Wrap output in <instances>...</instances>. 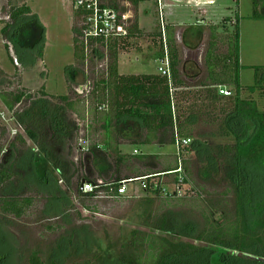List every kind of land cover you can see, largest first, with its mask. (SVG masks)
Here are the masks:
<instances>
[{"label":"trees","instance_id":"1","mask_svg":"<svg viewBox=\"0 0 264 264\" xmlns=\"http://www.w3.org/2000/svg\"><path fill=\"white\" fill-rule=\"evenodd\" d=\"M12 1L8 0V21L1 30L6 47L13 44L23 66L34 65L44 56V26L28 4H12ZM145 1L148 0H126L125 4H120V0L110 1V5L121 12L128 11L127 5H132L135 16L134 21L127 25L126 35L109 41H86L82 18L73 7L80 19L79 24L71 26L76 62L84 67L89 56L93 61L107 60L105 75L98 81L87 83L90 88L86 96L93 102L89 111H103L106 140L110 139L111 129H114L117 137L128 139L134 148L151 144L175 146L177 139H191V143L174 154V164H167L164 168L160 165L159 154L139 151L132 155L124 154L121 143L114 147L111 140L102 145L94 144L85 150V155L90 153L93 160L101 165L100 178L84 176L80 180L77 162L73 158V142L80 129L79 121L74 117L75 100L69 94L50 95L44 88L39 95L25 88L0 90L1 101L24 129V134L17 133L10 143V159L0 163V264H10L18 254L5 230L10 217L21 218L26 213L33 202V193L47 198L45 214L63 215L64 219H69L66 203H70V198L50 169H46L44 174L39 173L42 157L69 189L75 179L80 180L73 187L74 193L85 198H98L99 192L113 199L125 197L118 193L119 184L132 179L131 182L145 181L146 188L160 194L167 202L197 201L210 206L206 207L208 212L198 218L182 209L168 208L156 216L152 232L135 235L116 253L107 251L99 254L98 241L92 242L85 230H73L68 238L61 240L64 242L51 249L47 261L37 250H32L25 264H264V110L259 108L256 99L243 98L246 91L252 94L259 91L264 95V66L253 67L252 85H242L240 18L237 14L235 31L231 30L233 32L228 36V52L225 54L218 51L220 27L217 24L211 26L205 53L207 79L196 86L197 91L186 92L189 87L183 76L178 41L174 29L169 26L166 29L171 76L161 72L120 74L119 52L136 46L139 42L136 39L145 34L139 28L137 17L138 8ZM253 17L264 18L262 0H254ZM224 20L230 21L232 16ZM31 21L41 27L40 38L32 47L22 46L17 33L23 24ZM152 35L158 37L162 34L155 32ZM34 50L35 55L32 54ZM158 55L163 58L160 50ZM76 69L75 64L67 67V71ZM2 74H5L3 70ZM221 89L231 90V95L221 94ZM191 96L195 100L189 104L187 100ZM222 101L225 103L221 104ZM204 118L209 120L207 123L220 124L219 132L211 134V137L222 136L230 138L229 141L212 143L207 134L194 135L196 126ZM4 137L3 128L0 131V155ZM28 139L37 147H31ZM189 159H196L200 164L199 173L204 180H212L214 173L211 170L216 169L219 161L223 163L221 179L234 200L233 215L222 212L217 216L211 207L217 200L208 198L204 183L196 185L191 179L187 165ZM131 160H136L146 170L138 171L135 176H123V165L129 170L134 169L129 164ZM180 162L182 173L175 172ZM201 164H207V167ZM168 174L177 176L175 182L179 186L188 184L191 189L184 195H179L176 190L164 193L161 182L154 183L152 178ZM86 183L99 188L86 193L82 189ZM167 234L184 240L173 241ZM7 241L13 246L7 247Z\"/></svg>","mask_w":264,"mask_h":264},{"label":"rangeland","instance_id":"2","mask_svg":"<svg viewBox=\"0 0 264 264\" xmlns=\"http://www.w3.org/2000/svg\"><path fill=\"white\" fill-rule=\"evenodd\" d=\"M125 1L120 0V4H125ZM23 3L31 7L33 12L39 16L44 26V56L37 59L34 65L23 66L15 53L13 44L9 43V48L6 47V41L1 30L8 21L7 14L10 4L8 0H0V90L25 88L39 95L40 90L44 88L50 95L69 94L75 100L76 113L74 117L78 119L80 129L73 142V158L77 162V168L81 176L80 180L84 176L100 178L101 165L93 160L90 153L85 155V150L94 144L102 145L109 140H111L114 147H117L121 143V150L124 154L132 155L138 153V151L140 153L159 154L161 156L159 162L162 168L167 164H174V154L177 152L174 145L159 146L151 144L134 148V146L128 143V139L121 140L117 137L114 134V129H111L110 139L106 140V131L103 127L104 120L102 119L104 116L103 111L90 112L89 109L92 110L93 102L86 95L90 88V84L87 85V83L98 81L105 75L107 60L105 58L93 61L91 56H89L84 67L76 62L71 26L79 24L80 19L73 9V0L12 1V4L22 5ZM163 4L165 21L169 19L181 28L186 27L181 30L183 35V38H180L181 42L177 43L184 69V80L186 86L188 85L189 87L186 92L197 91L198 87L196 86L207 79L205 53L210 41V30L213 24L209 23L205 27V31H196L190 28V24H197L203 19L202 17H206L214 21V23L221 22L218 24L220 27L218 51L220 54H225L228 52V36L231 34L230 32L235 31V16L239 14L240 49L243 51L241 59L242 83L244 86L254 83L255 71L253 67L264 65V23L256 21L253 17L254 0H213L212 3L203 5H197V0H163ZM263 5L264 0H262ZM127 9L131 15L129 25L134 21L135 12L132 5H127ZM146 10L149 11L151 29H158L161 32L162 27L156 0L142 2L139 11L144 15ZM227 16H232V20H224ZM40 35L41 27L31 21L21 26L17 33V39L22 46L32 47L39 40ZM155 41L158 42V39H155ZM160 41V52L163 54V58H166L168 47H165L163 38ZM149 43H151V40L144 38L141 42V50H139L141 53L137 51L132 52L131 57L128 56L131 59L130 61H126L125 57L121 56L120 72L131 74L156 71L160 63L148 62V58L153 57L151 50L154 49ZM136 45H140V43L137 42ZM149 46L150 49H148ZM35 53L36 50L32 51L33 55ZM137 56L140 58V61L135 60ZM15 58L18 60V63H16ZM73 64H75L77 69L75 71H67V67ZM2 70L5 74H2ZM230 87L232 88V86ZM75 90L83 97L78 95ZM260 93L257 91L252 94L246 91L243 93V98L256 99L259 108L264 110V95L262 96ZM194 100L195 98L191 96L187 102L192 103ZM187 102L182 103L187 105ZM222 102L221 104L225 103ZM207 121L209 120L204 118L196 126L194 135L202 136L207 134V136H210L215 132H219V123L210 124ZM3 128L5 129V137L3 140V151L0 155V163L7 162L10 159V143L14 136L17 133L24 134V129L19 124L14 113L7 110L0 99V131ZM229 139L222 136H210L209 141L212 143L228 142ZM28 143L31 147H37L30 139H28ZM111 151L112 149L109 150V152ZM129 164L134 169L129 170L127 166L123 165L122 175L125 177L135 176L138 174V171L140 173L146 170L136 160H131ZM187 165L194 183L196 185L204 183L208 192V198L217 200L216 205L211 204L213 210H216L217 216H220L222 212L229 216L233 215L234 200L227 193V184L221 179L223 163L219 161L216 169L211 170L214 173L212 180L202 179L199 173L200 164H198L196 159H189ZM201 166L207 167V164H201ZM38 169L40 174H44L46 169H50L58 179L59 184L64 187L65 195L70 198V203H66V208H68L66 212L69 215V219H64L63 215L45 214L44 209L47 198L33 193V202L27 208L26 213L21 218L10 217L9 226L5 230L11 238V243H14V247L18 251L14 261L10 264H25L32 250H37L40 257L47 261L51 249L57 243L64 242L65 240H61L68 238L73 230L77 231L78 229L87 231L90 234L88 236H90L92 242L93 240L99 242L97 250L99 254L106 253L107 251L116 253L122 244L131 242L135 235L140 234L141 236L152 232L156 216L166 209H182L198 218L203 213L208 212L206 207L210 206L205 202L200 203L197 201L182 203L173 200L167 202L160 194L146 188L145 181L128 183L126 196L119 199L107 198L104 193L98 198H85L74 193L73 187L77 186L80 180L77 181L75 179L73 187L69 189L55 170L51 168L50 164L45 161V158L42 157ZM176 177L175 174H168L152 178V181L154 183L161 182L162 187H164V193L173 192L179 188V185L175 182ZM101 179L107 181L106 178ZM190 189L191 185L187 184L183 186L182 194L184 195ZM1 213L0 209V216L2 215ZM157 233L160 234V232ZM167 236L173 241L184 240L183 237L177 235L167 234ZM76 237L80 241V236L77 235ZM12 244L8 243V241L6 242L7 247L9 245L13 246Z\"/></svg>","mask_w":264,"mask_h":264},{"label":"built area","instance_id":"3","mask_svg":"<svg viewBox=\"0 0 264 264\" xmlns=\"http://www.w3.org/2000/svg\"><path fill=\"white\" fill-rule=\"evenodd\" d=\"M110 1L111 0H73V7L81 16L83 21L84 38L86 39V41H89L90 39H94V40L103 39L109 41L111 39L118 38L121 35L127 34V25L131 18L130 11L128 10L126 12H121L118 9H116L114 6L110 5ZM176 1H180V0H176ZM212 1L213 0H197V5L212 3ZM156 3L158 5V10L160 15L162 38L165 43V47H168L166 40L167 30L165 29L166 26L164 23V15H163V10H164L163 0H156ZM168 54L169 52L166 54V58L164 57L161 60L162 65L159 67V70L163 75L171 76L170 60ZM15 61L17 63V59H15ZM220 92L221 94L226 96L231 95V90L229 89H221ZM190 143H191V139H184V140L177 139L175 145L177 152L179 153L181 148L188 146ZM175 172H180V173L183 172L181 162H180V167ZM131 181L132 179L121 181L118 187V193L120 195L126 194L127 185ZM98 188H99L98 185L96 186L92 183H86L84 184L82 189L86 193H93ZM182 188L183 186H179V188L176 190L179 195H183ZM101 195L102 192H99V197H101ZM106 197L113 199L112 196H106Z\"/></svg>","mask_w":264,"mask_h":264},{"label":"crops","instance_id":"4","mask_svg":"<svg viewBox=\"0 0 264 264\" xmlns=\"http://www.w3.org/2000/svg\"><path fill=\"white\" fill-rule=\"evenodd\" d=\"M137 17H138L139 28L145 34L142 37L136 39L137 41H139L140 45H136V46L133 45L132 47H130L128 49H125V50H121L119 52V55H118V70H119V66H120V57L121 56H124L126 61H130L131 59L128 58V56L131 57V55H132L131 53L132 52H135V51L140 52L139 50H141L140 49L141 48V42H142V40L144 38H146L148 40H151V43L152 44L149 43V45H152L153 48H154V49L152 48L153 50H151V53L153 54V57H151V58L149 57L148 58L149 59L148 62H154L156 64L160 63V65L156 68V71H151V72H138V73H131V74L157 73L158 70H159V67L162 65V63H161L162 58H160L159 55H158V51L160 50V44H161V41H160L161 40V36L154 37L152 34L155 33V32H160V30H158V29H151V27H150L151 26V19H149V11L148 10H146L145 11V14L142 15L141 12L139 11V8H138V15H137ZM202 18L203 19L201 21H199L197 24H195V23L193 25L190 24V28L192 30H196V31H205V27H207L209 23H211V24H217V25L221 23L220 21L218 23H214V21L209 20L206 17L205 18L202 17ZM255 20L264 23V18L263 19H256L255 18ZM164 23H165V26L166 27L169 26V27H172L174 29L175 37L178 38V42L180 43L181 42V39L180 38H183V35L181 33V30L183 28H186V27L181 28L174 21L169 20V19L168 20L166 19V21H165V17H164ZM239 25H240V23H239ZM155 39H158V42L154 41ZM136 40H134L133 42H136ZM148 49H150V46L148 47ZM242 54H243V51L241 50L240 51V60L242 59ZM135 60L136 61H140V58L137 56L135 58ZM143 62H144V60H143ZM241 65H242V63H241ZM119 73L120 74H127V73L120 72V70H119ZM241 73H242V69H241ZM241 82H242V76H241ZM242 85H244V84L242 83Z\"/></svg>","mask_w":264,"mask_h":264},{"label":"water","instance_id":"5","mask_svg":"<svg viewBox=\"0 0 264 264\" xmlns=\"http://www.w3.org/2000/svg\"><path fill=\"white\" fill-rule=\"evenodd\" d=\"M180 1H182V0H180Z\"/></svg>","mask_w":264,"mask_h":264}]
</instances>
